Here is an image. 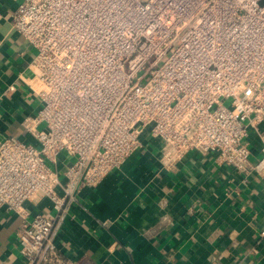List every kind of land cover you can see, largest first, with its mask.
<instances>
[{"label": "built area", "instance_id": "1", "mask_svg": "<svg viewBox=\"0 0 264 264\" xmlns=\"http://www.w3.org/2000/svg\"><path fill=\"white\" fill-rule=\"evenodd\" d=\"M12 22L35 51L41 100L24 121L35 143L0 140V205L22 218L23 264H76L29 202L48 198L61 216L147 135L163 168L198 151L264 175V134L258 160L246 140L264 121V0H21ZM64 152L74 160L59 170Z\"/></svg>", "mask_w": 264, "mask_h": 264}, {"label": "crops", "instance_id": "2", "mask_svg": "<svg viewBox=\"0 0 264 264\" xmlns=\"http://www.w3.org/2000/svg\"><path fill=\"white\" fill-rule=\"evenodd\" d=\"M21 0H0V140L35 143L24 127L41 100L29 66L35 52L13 29ZM260 126L249 127L252 160L261 156ZM130 156L94 188L83 187L57 216L50 199L29 202L31 217L57 221L54 242L76 264H264V175L218 165L210 152L190 151L163 168L161 142ZM74 157L62 153L63 170ZM22 218L0 205V264H23Z\"/></svg>", "mask_w": 264, "mask_h": 264}]
</instances>
